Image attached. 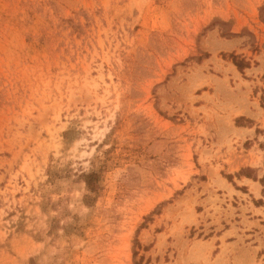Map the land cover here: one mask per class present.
I'll use <instances>...</instances> for the list:
<instances>
[{"label": "rangeland", "instance_id": "rangeland-1", "mask_svg": "<svg viewBox=\"0 0 264 264\" xmlns=\"http://www.w3.org/2000/svg\"><path fill=\"white\" fill-rule=\"evenodd\" d=\"M252 148L264 0H0V264H263L204 215Z\"/></svg>", "mask_w": 264, "mask_h": 264}, {"label": "crops", "instance_id": "crops-1", "mask_svg": "<svg viewBox=\"0 0 264 264\" xmlns=\"http://www.w3.org/2000/svg\"><path fill=\"white\" fill-rule=\"evenodd\" d=\"M257 128L259 126L256 124L253 127H240L238 130L246 132L245 139L248 141L257 136ZM252 149L254 157L250 156L251 150H246L244 155L232 157L229 167L221 164L234 177L233 182L225 178L220 170L214 171L209 177L207 194L210 195V202L206 206L209 211L204 215L206 218L209 216V222L212 221L215 225V235L207 240L214 248L220 247L222 240L226 245H234L239 243V237H250L254 245L251 246L253 251L249 252V257L258 261L260 254L264 256V151ZM258 151L260 155L257 154ZM242 171L245 172L241 173ZM206 197L205 194L200 199ZM219 209L222 210L221 213H218ZM215 219H220V225ZM237 247H241V244H237ZM237 255L239 252H236Z\"/></svg>", "mask_w": 264, "mask_h": 264}, {"label": "trees", "instance_id": "trees-1", "mask_svg": "<svg viewBox=\"0 0 264 264\" xmlns=\"http://www.w3.org/2000/svg\"><path fill=\"white\" fill-rule=\"evenodd\" d=\"M207 57H208V55H207ZM223 57L226 58L227 55H223ZM228 57L232 60V62L234 63V65H235L240 71L244 70V69L247 67V64H246L244 61H239V60H238V57H237L236 55H234V54H230ZM199 60H202V59H199ZM228 179L230 180V178H228ZM158 214H159V213H158ZM142 228H144V227H142Z\"/></svg>", "mask_w": 264, "mask_h": 264}]
</instances>
